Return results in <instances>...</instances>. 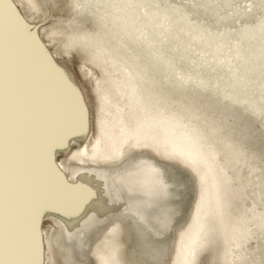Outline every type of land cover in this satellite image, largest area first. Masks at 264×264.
I'll return each instance as SVG.
<instances>
[{
	"label": "bare ground",
	"instance_id": "bare-ground-1",
	"mask_svg": "<svg viewBox=\"0 0 264 264\" xmlns=\"http://www.w3.org/2000/svg\"><path fill=\"white\" fill-rule=\"evenodd\" d=\"M21 2L31 9L38 7L35 0H18ZM235 2L68 0L72 16H79L82 24L94 23V33L72 28L80 23L76 17L65 22V33L55 32L52 26L45 35L64 54L79 50L83 60L100 74L94 84L99 134L87 144L89 134L84 136V132L54 143L60 119L72 115L76 104V111L85 105L76 100L77 85L68 72L60 68L61 75H56V62L35 50L36 32L23 26L9 0H0V264H30L34 253L36 264H164L166 256L157 253L158 235L136 214L146 207L149 212H163L168 207L153 204L158 200L153 194L161 191L154 180L159 174L153 172L152 153L187 166L198 189L190 219L177 235L170 264H197L203 251L210 255L209 264H264L258 257H248L242 243L248 235V222L253 221L260 230L264 227V168L249 167L246 149L209 113L212 103L229 110L237 101L222 89V81H204L205 76L217 75L218 80H232V86H243L246 91L257 86L264 91V5L250 0L252 5L235 10ZM217 10L223 12L218 18ZM142 24L147 30L140 28ZM175 33L179 37L171 41ZM225 34H236L244 50L232 55L227 50L233 44L225 49L226 54L209 48L214 37ZM181 35L201 36L209 47L202 44L190 49V39ZM245 54L252 56L249 63L262 64L260 70L248 72L250 65H237ZM192 65L202 69L189 75ZM259 100L264 101V96ZM241 107V113L251 119L261 118L264 128V117L258 114L261 106L248 101ZM68 144H79L80 149L69 151L67 163L59 165V171L57 164L52 167L53 156L59 149L67 150ZM130 150H145L152 158H129ZM244 171V184L256 178L253 197L259 199L261 213L248 212L250 207H245L240 180ZM81 182L87 185L86 191ZM50 183L67 191L80 186L89 196L86 194L85 201L82 198L85 204L78 209L74 205L80 204L79 198L78 204L52 207L51 216L46 211L34 217L35 209L47 199ZM66 183L69 186L64 187ZM104 189L114 198L113 204H125L128 211L114 216L108 213L115 206L101 200ZM57 190V199L62 198L65 190L63 195ZM189 191H175L172 202L181 196L187 203ZM50 219L58 226L43 245L38 228ZM110 220L111 225L104 228ZM261 234L264 240V232Z\"/></svg>",
	"mask_w": 264,
	"mask_h": 264
},
{
	"label": "rangeland",
	"instance_id": "rangeland-1",
	"mask_svg": "<svg viewBox=\"0 0 264 264\" xmlns=\"http://www.w3.org/2000/svg\"><path fill=\"white\" fill-rule=\"evenodd\" d=\"M11 1L13 2V4H15L18 12L20 13V15L22 16V18L24 20V23L22 22L24 24L23 26L27 25V28L29 31L32 30L33 32H36L35 39L37 40L38 44L35 46V50L39 54H42L44 56V58H46V59L50 58L56 62V64H55L56 66H54V69H56V72H54V73L56 75H58V74L61 75V73L59 72L60 68L64 69V71L68 72V74H69L68 76L71 77L73 79V81L75 82V84L77 85V91L75 93L78 97L76 96V100L79 102L80 106H81V104H82V106L85 105L84 107H82L83 109L80 108L79 111H81V113H79V111H76V110H78L77 109L78 104L75 105V107H74L75 109L73 108V111H76V112L72 111V113H71L72 115L74 113L75 114L73 116L69 115V117L72 116L71 118H73V119H71V118L69 119V117L68 118L63 117L60 119V121H59L60 125L57 129V133H56V137H55L56 139L54 140V143L59 142V141L65 139L69 136L73 137L74 134H81L84 132L82 135L89 134V137L87 139V144H89L92 141V138H95L99 134V131L97 129V123H96L97 122L96 121L97 101H96L95 93H94V84H95L96 79L100 75L98 72V69L97 68L95 69V67L91 66L87 61L83 60V58H82L83 56H81V52L79 50H70V51H68V53L64 54L63 48L60 49V45L55 46V44L51 43L50 40L48 39V37H46V35H45L47 33L48 29L52 26H53L55 32L65 33L67 30V29H65V28H67L65 22H69L71 19H74L76 17L78 18L79 16H77V15H75V17L72 16L73 13L70 11L71 5L68 3V0H52V1L50 0V2H49L50 5L48 4V2L46 4V0H35L38 4V7L35 8L37 10L31 9L29 6H27V4L25 2H24L25 3L24 4L25 6H24V5H22V2L19 4L18 0H11ZM249 1L250 0H236V2H235L236 5H234L235 10L243 9L246 6H249V4L252 5L253 3H256L258 1L259 2L262 1L263 2L262 4L264 5V0H252V4L249 3ZM8 5L12 6L10 3ZM10 8L11 7H8V10H10ZM12 9H14V8L12 7ZM214 13L216 14L215 17H217V18L223 14V12L221 10H217ZM210 19H212V18H210ZM78 21H80L79 25L75 26L73 24L72 28H74V29H77V28L82 29L83 28V30L86 29V30L90 31L91 33H94V29H93L95 26L94 23L88 22L87 24L86 23L82 24V20L80 17L78 18ZM195 21H199V20L196 19ZM250 21L253 22L254 18L251 19ZM54 25H55V27H54ZM173 25L174 24H172V26ZM154 26L157 27V23H155ZM40 27L42 28V30H39ZM56 28H57V31H56ZM140 28H145V30H147L145 24L140 25ZM237 28H239V27H237ZM63 29H65V30H63ZM175 29L177 31L180 30L179 28H175ZM225 32H228V31H225ZM237 33L239 34L238 30H237ZM175 34L176 35H172L170 37L171 41H175L179 37L178 36L179 32H178V34L177 33H175ZM222 34L224 35V32H222ZM181 36L186 37L185 35H181ZM186 39H187V41H189V39L191 41V42L189 41L190 44L192 45L191 46L192 48L189 47L190 49H193L195 46H200L202 44H205V42H202L201 36L195 37L192 35V36H187ZM212 40H213V43L211 44V47H209L205 44L206 47L212 48L213 50H217L218 52L224 53V54H226L225 49L226 48L228 49V47H230L231 44H233V46H231L230 49L227 50V52L229 54H232V55H235L237 50L238 51L244 50V48H245L244 45H242L240 42H238L239 38L236 34H228V35L225 34L224 37H220V38L214 37ZM199 41H201V42H199ZM169 55H172V54H169ZM245 56L246 57H242L238 60L237 65H244V64L250 65V67H248V69L246 70L248 72H254V71L260 70V68L262 67L261 63H255V62L249 63L251 61L250 58L252 56L249 54H245ZM59 66H61V67H59ZM201 69H202V67H200L199 65H192V67L189 69V71L187 73L189 75H194L197 71H200ZM51 74L53 75V72H51ZM212 78L217 83L222 81V89L226 92L229 91L226 94H229L230 96H232V100L233 101L236 100L237 105L234 106L233 108L228 107L229 110H223L222 107H217V105L212 103L211 104L212 109L209 110V113H213V115H214L213 119L216 121V123L219 124L220 127L225 129L227 132H229V134H231L230 138H233V140H235V141L236 140L239 141V143L242 144V146L246 149L247 157L249 158L248 159V162H249L248 166L255 168V169L256 168L260 169V171H261V169L264 168V128L261 127V124L259 122V121H261V118L253 120V119H251V116H249L247 114H242L241 113V109H242L241 106L246 105V103L248 101L256 102L257 105L262 107L261 109H259L261 111L258 114L262 115L264 117V101L259 100L260 95L264 96V91L262 89H260L258 86H257V89L250 88L248 91H246L243 89V86H236V85L232 86V84H233L232 80H228V81L226 79L218 80L217 75H214V77H213V75L211 77L205 76L204 81L206 83L211 82ZM64 89L65 88L62 87V90H64ZM80 96H82L83 101L81 100ZM250 98H252V100ZM201 100L202 101L205 100L204 97ZM207 101H210V100H207ZM222 104H224V103H222ZM82 110H84V111H82ZM86 110H87V113H86ZM76 117H78V118H76ZM220 118H223V119L225 118L226 120L224 121ZM66 119L67 120L69 119L68 120L69 122H67ZM74 119H75V121H73ZM87 121H88V125L86 123ZM195 121L200 123V120L198 118ZM65 122H67V123H65ZM223 124H225V125H223ZM241 125H246L247 126L246 129L241 127ZM79 131H81V132H79ZM85 131H86V133H85ZM63 135L66 137H63ZM235 141H233V142H235ZM79 149H80L79 144H75V145L68 144L67 150H65L63 152L61 149H59L58 154L53 156L54 163L52 161V165H53L52 167H55L54 165L57 164L56 168L59 171L62 170V167L64 165H66V163H67L66 160H67V154L69 153V151L74 152L75 150H79ZM129 154H131V155H129ZM152 154L155 156V158L150 157L149 156L150 153L145 151V150H140V151L130 150V152H127L126 156L129 158L130 157L131 158H139V157L140 158H147V157L152 158L151 161L155 166L153 172H154V174H159V175H157V177L154 180L159 185V187H160L159 191H161V192H158L157 194H153V196L155 198L158 197V200L153 202V204L158 203L159 205H164V206H168V207L163 212L157 211L156 209L155 210L152 209L149 212L147 210V207H146L143 210L136 212V214H137V218L144 225H146V227H148L150 230H152L154 234L158 235L157 241L159 242V244H158L157 253L160 254V252H161L162 255L166 256L164 264H170L171 259H172L171 257L173 255L174 251H176V249H175L176 242L175 241H177V238L179 236L180 231L186 226L187 222L190 219L191 212L193 209V205L195 204V200L197 198L198 189L196 187L197 184H195V178L193 177V175H191V174L189 175L188 170H186L187 166H180L182 164H180L178 161L175 162L174 159L167 160L165 158H161L157 154H154V153H152ZM142 155H144V156H142ZM156 158H157V160H156ZM162 159L165 161H163ZM161 160L163 163L161 162ZM105 163H107V162H105ZM164 163H166V164H164ZM59 165L60 166L62 165V167H60ZM248 166H246L244 168L245 169L249 168ZM175 167L178 170H175L176 169ZM179 172H182V173H179ZM184 173L186 175L185 177H184ZM187 175L189 176V179L186 181L185 179H186ZM252 179H253V181H251L250 184H244L245 171L240 176V180L242 182L241 183L242 184L241 192H243L244 204H245L246 208L250 207L248 212H250L251 210H255L256 213H261L262 209H261V205L258 201L259 199L253 197L254 193L256 192V189L258 188L257 185L255 184L256 178H252ZM184 182L185 183L187 182V183L184 184ZM189 183H190V186H189V189H187L188 188L187 186L189 185ZM53 184H54V186H53ZM81 185H82V187H86L83 189L84 191H86L87 185L85 186L83 182H81ZM183 185H185V186H183ZM67 186H69V184L67 185V183H66V185H64V187H67ZM77 186H78V184H77ZM59 187L60 186L56 183H50L49 184V186L47 187V189L45 191L46 192L45 198H47V199H44L45 202L40 204L41 207H38L35 209V212L33 213L34 217L37 215L39 216V215H41L42 212H46V211L50 212L49 216H51V211H52L51 208L52 207H56L59 205L66 206L70 202L78 204V203H76L78 198H79L78 202L80 204L74 205V208L78 209L85 204V202H82V198H83V200L88 198L87 197L88 193L85 192L84 194L85 195L87 194V195L84 196V194H83L84 191L82 192L81 190H79L80 186L75 188L77 190H74V189H70L71 191L68 190L69 192L63 188V190H65L64 195H63L62 187H60V188ZM190 187H191V189H190ZM244 188H246V189H244ZM57 189H59V191H60L59 194L63 195L62 198L60 196V198L58 197V199H57V196H59L57 194V191H58ZM95 189L96 190L92 191L93 193H96V191L98 190V187H96ZM186 190H188V191L190 190L188 192L189 195L187 197V203H184L186 201V199L184 197H181V196L173 198L174 203L172 202V196L174 195L175 191H177L179 193H184V192L186 193ZM224 190L225 189L223 188L220 191V193L224 194ZM196 191H197V193H196ZM70 192H72V193L76 192L77 195L75 193L74 194H75V196H78V197L71 196L72 193L68 195V193H70ZM139 193H137L136 195L137 196L140 195ZM78 194H80V195H78ZM81 194L83 196L80 198ZM52 196L55 198H52ZM68 196L71 198L70 200H69ZM103 196H106V197H103ZM108 197H109V200H108ZM110 197L111 196L108 194L107 190L104 191L103 195H102V193L100 194L101 200L103 202H105V204H107L106 201L108 202L107 205H112L115 202L114 198L111 199ZM262 198H264V196H262ZM66 199H68V200H66ZM247 199H248V201H247ZM235 201H237V200H235ZM112 206H115L112 209H109L110 211L111 210L112 211L109 212V210H108V213H110L112 216H114V214H118L119 212H120L119 214H121V212L126 213L128 211L125 204H120V205L113 204ZM116 206H117V208H116ZM119 206L121 208V211H119L120 210ZM43 208H46V209L44 210ZM113 210H114V212H113ZM184 210H185V212H184ZM181 215H183V216H181ZM34 217H32L29 220L30 221L29 223L31 225L33 224V220H35ZM180 220H182V222H179ZM53 221H54L53 219H50L49 221L45 220L46 223L42 221L41 227L38 228V234H39L40 239H41L40 244L44 245L45 244V241H44L45 238L46 237L49 238L51 235V232L55 228H57L56 227L57 224L55 223V221L54 222ZM108 222H109V224L106 223L108 225H105L104 228H108L109 225H111L112 221L110 220ZM174 222H175V224H173ZM220 222L221 221H219L218 225H220ZM153 224L160 225V226L154 227ZM171 225H173V226H171ZM161 229H164L165 232L160 233L161 231H163ZM246 229H247V231L248 230L250 231V232L248 231V235H250V236L247 235V237L242 240V243L246 248V253H248V257H250V258L251 257L252 258L258 257L261 260H264L263 259L264 258V254H263V252H264V240L261 237L262 236L261 233L264 232V230H263L264 227L262 228V230H260L259 228H257L256 224L252 221V222H248ZM164 236L165 237L167 236V237L164 238ZM162 238H164V239H162ZM222 238L223 237H221V239ZM245 239L247 242L245 241ZM223 241L224 240L222 239V242ZM222 242H220V243H222ZM261 243H263V244H261ZM225 245H226V243L222 244L220 250L223 251ZM262 247H263V249H261ZM35 257H36L35 253L30 255V257H29L30 262H29V260H28V262L30 264H36L37 261L35 260ZM33 258H34V260H33ZM209 262H210V255L207 252L203 251V253L198 256L197 264H209Z\"/></svg>",
	"mask_w": 264,
	"mask_h": 264
},
{
	"label": "water",
	"instance_id": "water-1",
	"mask_svg": "<svg viewBox=\"0 0 264 264\" xmlns=\"http://www.w3.org/2000/svg\"><path fill=\"white\" fill-rule=\"evenodd\" d=\"M9 2H10V4L13 6V8L16 10V12H17L18 16L20 17V19L24 22L22 16L20 15V13H19L18 10H17L15 4H13V2H12L11 0H9ZM41 45H42V44H41ZM80 98H81V100L83 99L82 96H80ZM82 101H83V100H82Z\"/></svg>",
	"mask_w": 264,
	"mask_h": 264
}]
</instances>
